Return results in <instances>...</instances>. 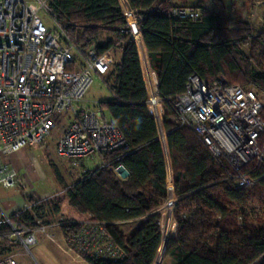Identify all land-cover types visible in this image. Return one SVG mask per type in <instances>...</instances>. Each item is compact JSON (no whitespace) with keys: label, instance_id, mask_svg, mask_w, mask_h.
Wrapping results in <instances>:
<instances>
[{"label":"trees","instance_id":"1","mask_svg":"<svg viewBox=\"0 0 264 264\" xmlns=\"http://www.w3.org/2000/svg\"><path fill=\"white\" fill-rule=\"evenodd\" d=\"M126 1L140 17V40L157 77L165 148L147 111L139 50L130 34L122 32L126 21L118 1L53 0L49 4L72 43L88 48L97 40L98 26L115 42L96 45L97 55L114 45L121 54L120 62L102 76L111 98L101 104L121 131L124 146L102 158L107 166L86 170L70 186L50 164L67 205L89 222L105 225L109 242L123 252L118 259L86 255L83 260L86 264H153L161 244V216L156 210L166 201L171 182L177 199L172 216L176 232L168 237L164 256L174 264H253L264 258V165L251 169L249 175L257 182L250 188L223 181L224 169L200 138L176 122L172 101L183 93L191 74L206 81L223 77L228 84L264 93V27L255 31L245 19L232 15L223 0H210L216 11L204 8L205 1L200 0L193 7L200 12L193 22L167 15L168 0ZM259 117L264 123V105ZM117 165L128 171L126 179L112 171ZM46 202L53 215L60 212L62 200ZM256 207L261 215L252 219ZM33 213L20 211L8 219L29 227L34 225ZM122 223L134 224L118 230L116 224ZM82 228L75 223L61 229L68 239ZM10 232L7 224L0 225L1 236Z\"/></svg>","mask_w":264,"mask_h":264},{"label":"built area","instance_id":"2","mask_svg":"<svg viewBox=\"0 0 264 264\" xmlns=\"http://www.w3.org/2000/svg\"><path fill=\"white\" fill-rule=\"evenodd\" d=\"M53 0H0V186L15 187L20 181L7 157L25 148L41 145L58 122L66 119L57 138L54 152L70 168L86 170L82 162L98 158L99 166H107L103 157L124 146L121 131L106 117L101 102L85 96L93 76L102 77L107 68L96 49H81L66 34V26L57 23L49 11ZM126 25L122 29L135 41L147 91L146 107L155 120L158 138L165 142L162 130L163 108L158 85L150 76L143 54L138 20L126 0H117ZM43 10L55 25V32L40 17ZM166 14L180 20L196 21L200 12L193 7H170ZM72 70H65V67ZM175 120L195 133L209 150L225 175L223 181L238 188H250L257 179L250 171L264 165V123L259 117L260 99L251 88L228 84L223 77L206 81L191 74L182 94L172 101ZM112 171L116 173V168ZM120 178V177H119ZM167 200L156 212L161 243L168 239L171 211L175 207L171 182ZM43 201L45 200L42 199ZM37 199L24 211L32 212ZM166 218V220H164ZM11 232L1 237L18 244L28 254L36 244L35 233L48 235L47 226L34 229L3 219ZM69 224H75L69 222ZM68 225V224H67ZM89 229V230H87ZM82 250L93 249L96 257L118 259L123 252L108 240L105 225L88 222L71 238ZM52 240V239H51ZM162 247L159 257L162 255ZM0 264H17L7 255Z\"/></svg>","mask_w":264,"mask_h":264},{"label":"rangeland","instance_id":"3","mask_svg":"<svg viewBox=\"0 0 264 264\" xmlns=\"http://www.w3.org/2000/svg\"><path fill=\"white\" fill-rule=\"evenodd\" d=\"M27 2L34 3V0H25ZM210 1V0H208ZM252 2L253 5H251ZM224 5L232 15H236L245 19L255 31L260 30L264 27V0H223ZM206 3V2H205ZM210 5L214 6L210 1ZM211 7V8H212ZM214 10L216 8L214 6ZM39 17L42 23L49 28L51 32H55V25L50 18H48L43 10L39 11ZM99 29L97 40L90 44L89 47L96 48V45H105L108 39L114 38L113 35L104 31L102 27L95 26ZM79 30V29H78ZM246 51V48H244ZM252 88V87H249ZM259 91V90H258ZM255 91L261 104L264 105V93ZM111 94L103 83L102 77L93 76V83L89 88L85 99L88 101H99L105 102L110 100ZM164 112V110H163ZM106 117L110 120V115L106 110ZM66 119L58 122L56 127L50 131L45 141L36 147L25 148L21 152H18L17 158L18 163V180L22 181L15 186L14 189L4 190L0 188V197H10L12 195H24L25 193L30 194L34 199H44L41 202H37L32 212L34 211V225L29 228L34 229L38 226H47L48 235L51 239L46 238L43 234L35 233L36 244L31 248V253L28 254L18 244L8 241L0 235V261L7 255H14L17 264H86L83 260L84 256L92 255L93 249L90 247L87 250H82L71 238L74 234H69L68 239H65V235L62 232V227L67 226L69 222L79 223L81 225L89 222L87 216L77 213L71 209L66 203V196L63 188L56 180L53 170L50 164L59 172L63 178L65 184L70 186L80 176L82 168H70L69 165L61 158L55 155L54 147L60 133L64 129ZM100 160L98 158L92 160H85L82 162L85 170H94L98 167ZM14 190V191H13ZM60 199L62 200L60 212L53 215L47 207L48 199ZM175 202L177 199L173 196ZM167 200V199H166ZM165 203V202H164ZM171 211V222L169 226V235H173L176 232V224L172 219L173 211ZM251 211L249 212V214ZM261 215L260 210L253 209L251 216L252 219ZM75 218V219H74ZM166 220V218L164 219ZM3 219L0 218V225ZM134 223H122L116 224L118 230H126L129 226ZM28 227V225H26ZM89 230V229H87ZM162 247V243L159 246L155 261L153 264H174L169 258L162 255L159 256ZM63 250V251H62ZM264 261V258L258 259L253 264H260Z\"/></svg>","mask_w":264,"mask_h":264},{"label":"crops","instance_id":"4","mask_svg":"<svg viewBox=\"0 0 264 264\" xmlns=\"http://www.w3.org/2000/svg\"><path fill=\"white\" fill-rule=\"evenodd\" d=\"M199 1L200 0H168L166 7L167 8H170V7H194ZM204 1L206 2L203 6L204 8H206L210 11L214 10L213 9L214 6L212 7V5H210L211 4L210 1H208V0H204ZM251 3H252L251 5H253L254 2L251 1ZM107 42L114 43L115 38L108 39ZM142 51H143V54H144L146 61H147V66H148L150 76L157 83L156 74L151 70V68L149 66L146 50L143 48ZM101 57L105 63L107 71L109 69H111L112 67H114L116 64H118L121 60L120 51L118 50V48L115 47V45L112 46L109 50H107ZM21 151L22 150H20L19 152H21ZM17 153H13V154L9 155L7 157V161L13 166V168L18 173V168L16 166V163L19 164L18 158L16 155ZM19 181L22 184V181L21 180H19ZM0 188L4 189V190H8L11 188L15 189L16 187L5 188V187L0 186ZM35 200H37V199H34L28 193H25L24 195H21V196L15 194V195H12L10 197H0V218L7 219V218H10L12 215H14L20 211H24L26 206Z\"/></svg>","mask_w":264,"mask_h":264},{"label":"water","instance_id":"5","mask_svg":"<svg viewBox=\"0 0 264 264\" xmlns=\"http://www.w3.org/2000/svg\"><path fill=\"white\" fill-rule=\"evenodd\" d=\"M163 146L165 148V142L163 141ZM116 173L119 175V177L121 179H126L129 175L128 171L125 169V167L123 165H119L117 168H116ZM170 175V174H169ZM166 241L167 239L163 242L162 244V249L163 251L165 250V244H166Z\"/></svg>","mask_w":264,"mask_h":264},{"label":"bare ground","instance_id":"6","mask_svg":"<svg viewBox=\"0 0 264 264\" xmlns=\"http://www.w3.org/2000/svg\"><path fill=\"white\" fill-rule=\"evenodd\" d=\"M166 150V149H165ZM160 250H161V248H160ZM157 259L159 260V256L157 257ZM155 261V260H154Z\"/></svg>","mask_w":264,"mask_h":264}]
</instances>
